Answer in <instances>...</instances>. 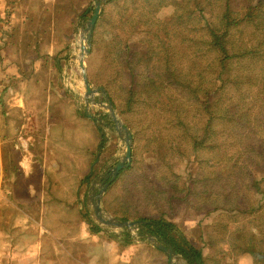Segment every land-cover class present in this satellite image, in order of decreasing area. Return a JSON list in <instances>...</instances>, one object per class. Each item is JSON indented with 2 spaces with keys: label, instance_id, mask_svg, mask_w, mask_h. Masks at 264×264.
<instances>
[{
  "label": "trees",
  "instance_id": "16d2710c",
  "mask_svg": "<svg viewBox=\"0 0 264 264\" xmlns=\"http://www.w3.org/2000/svg\"><path fill=\"white\" fill-rule=\"evenodd\" d=\"M92 1L54 0L38 4L35 10L36 0L29 3L23 23L15 26V36L24 43L23 59L17 65L25 63L41 80V74L44 75L41 82L47 84L49 61H54L58 73L61 67V55L50 56L44 51L57 14L60 16L64 11L70 20L78 14L86 16L92 12L93 8L89 7ZM144 1L157 3L154 15L140 18L132 25L139 28L143 38L137 46L124 43L119 51L124 53L123 63L127 67L124 69L129 80L126 107L128 110L133 104H142L146 110L163 107L170 114L167 125L184 139L188 138L193 150L202 148L208 156L199 158L197 153L191 154L187 178L183 180L175 174L166 182L169 188L165 197L171 205L176 200L189 202L206 219L201 218L191 228L192 237L186 236L177 222L166 218L164 213L139 218L149 221L145 229L169 243L188 264H207L211 251L224 256L230 251L248 253L257 264H264V205L260 200L264 196V117L260 120L255 114L250 116L251 113L264 115V0H170L169 7L163 0ZM75 6H80V10ZM158 10L160 15L156 16ZM192 32L199 36H190ZM13 35L7 27L1 32L0 50ZM173 38L174 46L170 42ZM131 64L141 66V70L148 69L137 72L140 69ZM169 87L184 92L186 103L192 106L190 119L188 106L179 100L175 102L167 92ZM150 99L154 102H147ZM0 113L4 114L2 104ZM194 117L196 123L192 122ZM237 133L245 134V142L234 139ZM101 146L102 142L98 148ZM210 159L213 165L208 164ZM203 165L213 169L220 166L227 180L219 185L217 181L225 179L221 177L222 170L203 172L200 171ZM131 166L132 162L126 170ZM92 175H84V181L88 183ZM109 187L110 184L107 191ZM251 193L260 194L261 198L252 204ZM82 213L89 229L101 233L87 213L84 210ZM219 213H228L229 217L249 216L254 223L258 221L256 231L243 233L238 228L231 231L224 222L223 235L229 247L217 248L216 244L224 240L219 239L216 228ZM125 234L124 243H133L134 239ZM196 240L201 246L195 244Z\"/></svg>",
  "mask_w": 264,
  "mask_h": 264
},
{
  "label": "rangeland",
  "instance_id": "374dc122",
  "mask_svg": "<svg viewBox=\"0 0 264 264\" xmlns=\"http://www.w3.org/2000/svg\"><path fill=\"white\" fill-rule=\"evenodd\" d=\"M1 1L3 0H0V3ZM156 3H148L144 0H116L114 2L109 1L102 6L96 27L92 31L90 50L88 53L85 52L83 56L85 72L91 87L94 89L93 94L88 99L83 85V72L78 65L77 59L80 50V38L83 40V45L88 47L85 30L82 33L81 30L84 28L87 19L91 17L93 9L91 13L82 16L80 21L75 19L68 22L64 16V11L60 16L57 14L49 40L44 43V51H57L56 54L62 56L60 57L62 60L59 62L61 64L60 71L59 73L57 72L54 61L50 60L46 71V77L50 83L44 84L40 82V85L38 84L36 88L29 85L30 91L27 94V98L31 99L34 97V106H36L38 111H42L48 107L44 108V106L49 104L52 119L55 123H58L53 127L61 129L64 134L61 138H55L54 144H51L63 153L74 151L75 149L74 156L69 154L73 156H70L71 161L76 158L74 161L78 162V166L81 162L82 168L75 170L77 176L84 175L87 172L86 165L87 161H89L87 158L88 156L91 158L93 151L97 149L98 161L95 163V169H92V177L98 174L104 165L109 163L104 171L105 174L108 173L125 152L124 141L118 138L115 124L108 108H106L110 100L117 117L131 131L132 166L128 170H126L127 168L122 169L125 171L121 174L119 172L118 177L116 176L110 183L109 190L106 191L102 198L104 208L112 215L124 220L140 219L139 217L142 216L155 217L164 213L166 218H171L177 222L178 227L182 229L186 236L192 237L191 228L201 218L203 220L206 219L203 214L197 213L189 202L176 200L171 205L165 197L169 188L166 182L169 178L171 181L175 174L185 180L191 169L190 155L197 153L199 158H202L203 156H208V152L202 148L193 150L190 147L188 138L184 139V136H180L177 131L171 129L167 125V119L170 114L164 112L163 107L159 108L156 106L147 110L142 104H133L132 109L129 110L126 107L129 80L126 78L125 69L127 67L123 63L124 53L119 51L122 50L124 43L127 42L134 43L137 46L140 38H143V33H139V28L137 29L136 25L135 27L132 25L140 18L154 15L153 10L156 7ZM164 3L166 7H169L170 0H163ZM4 6L5 4H0V11L1 7L4 8ZM1 15L0 43L2 42L1 32L5 30L8 21L2 12ZM159 15L160 10L157 11L156 16ZM168 23L171 22L168 21ZM163 27L164 25L161 26V28ZM190 36L197 38L199 34L192 32ZM175 41L174 38L170 39L173 46ZM52 43H54V47H52ZM49 54L54 55L53 53ZM153 64L154 61L151 62V65ZM131 66L136 67V70L140 69L137 72H144L145 69H148L144 68L141 70V66L137 64H131ZM1 69L0 63V71ZM141 77H143L142 74ZM41 78L43 80L44 75L41 74ZM169 88L170 92H167L175 102L179 100L180 104L188 106L184 99V92L181 94L172 90L173 87ZM6 89L8 96L5 97H9V101H12L13 97L17 99V94L12 92L11 88ZM37 94H39L38 98ZM147 102L153 103L154 101L150 99ZM191 107L188 106L186 109L189 115H187L188 119H190V113L192 114ZM86 111L95 119L87 116ZM253 114L257 118L259 117L260 120L264 117V115L259 116V113H251L250 116ZM194 120H196L195 117L192 122L196 123ZM195 125L197 126V124ZM237 135L234 136V139H243L245 142V134L237 133ZM100 142H102V146L98 148ZM73 144L74 149L72 148ZM241 150L243 151L244 149ZM65 157L68 160L67 156ZM243 157L245 158V156ZM133 159L134 161H132ZM211 160L209 161L210 163L208 162L209 165H213ZM211 169L213 167L208 166L205 168L203 165L200 171L203 170L205 172ZM216 169L222 170V177L223 168L221 169L219 166V168L214 167L213 170ZM71 173L74 174L73 172ZM222 178L225 179L217 181L219 185H222L227 180L226 175H223ZM238 181L241 183L242 178ZM198 186L200 187L201 184H198ZM251 197L253 204L256 199L261 198V195L251 193ZM260 200H262L264 205V196ZM84 211L91 220L86 207H84ZM70 212L71 215L68 219L76 222L78 217L76 215L73 216V210ZM262 213H264V207ZM82 219L85 221L87 218L83 216ZM216 219L219 239H224L223 233L225 231H223L222 226L224 222L230 226L231 231L238 228L243 233L250 232V230L255 232V226L258 223V221L254 223L249 216L234 215L229 217L228 213H219L216 215ZM75 226L73 224L69 226V229L72 231ZM143 228L145 229V227ZM226 237L227 235L225 234ZM120 238L124 239V236H120ZM194 242L201 246L197 240ZM216 246L217 248L221 246L222 248L229 247L225 239L218 242ZM210 256L207 264H257L255 257L252 255L248 253L237 254V251H230L225 256L217 252L214 254L211 251Z\"/></svg>",
  "mask_w": 264,
  "mask_h": 264
},
{
  "label": "crops",
  "instance_id": "0c3cea01",
  "mask_svg": "<svg viewBox=\"0 0 264 264\" xmlns=\"http://www.w3.org/2000/svg\"><path fill=\"white\" fill-rule=\"evenodd\" d=\"M32 1L0 3L5 4L0 20L2 12L8 19L6 27L14 33L1 49L0 87L11 88L18 96L9 101L7 89L0 88L4 109V114L0 113V264H169L165 254L150 243L138 239L125 244L124 239L103 231L93 233L82 219L87 186L97 174L88 183L83 176L92 174L98 151L87 158L88 172L77 176L75 170L82 166L76 158L70 160L74 144V151L66 153L53 145L55 138L64 134L53 127L58 123L52 119L49 104L38 111L34 97L27 98L29 85L36 88L41 80L25 63L17 65L23 59L24 43L15 36V26L21 25ZM50 1L54 0H36L33 10ZM75 8L80 10V6ZM72 17L80 21L82 15ZM47 53L57 56V51ZM72 210L76 222L68 219Z\"/></svg>",
  "mask_w": 264,
  "mask_h": 264
},
{
  "label": "water",
  "instance_id": "95a60500",
  "mask_svg": "<svg viewBox=\"0 0 264 264\" xmlns=\"http://www.w3.org/2000/svg\"><path fill=\"white\" fill-rule=\"evenodd\" d=\"M111 0H93L92 8L93 13L91 17L87 19L85 22L84 28H82L81 33L85 30L86 40L88 42V47L83 45V40L80 38L79 46L80 50L78 52V65L82 69L83 72V85L86 93V97L93 94L94 89L91 87L87 74L85 72V65L83 56L85 52H89L90 50V39L92 36V31L94 29L95 23L99 17L102 6L105 3H108ZM102 91L103 88L100 87ZM107 100H109L107 98ZM87 102V100H86ZM106 105L108 108L109 114L115 124L116 133L120 140L124 141L125 144V152L122 155L121 159L111 167L108 173H104L108 164L105 165L102 170L92 179V181L87 186L86 190V199L85 205L89 216L94 224H96L103 232L112 237H126L125 233H128L131 238L134 240L141 239L144 240L154 247L160 249L168 259L169 264H188L187 260L179 253H177L174 248L166 243L164 240L158 238V236L152 234L151 232L145 230L143 227L149 221L135 219V220H124L117 218L116 216L109 213L102 204V198L106 191L108 185L113 181V179L118 175V173L127 168L131 162V140L132 134L129 128H127L122 121L117 117L114 112L113 105L111 101ZM86 115L92 119V115H90L86 111Z\"/></svg>",
  "mask_w": 264,
  "mask_h": 264
}]
</instances>
